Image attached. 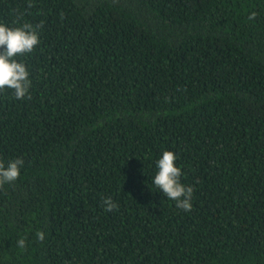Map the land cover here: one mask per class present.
<instances>
[{
	"label": "trees",
	"instance_id": "1",
	"mask_svg": "<svg viewBox=\"0 0 264 264\" xmlns=\"http://www.w3.org/2000/svg\"><path fill=\"white\" fill-rule=\"evenodd\" d=\"M0 22L42 25L31 98L0 92V161H24L0 264H264V0H0ZM165 150L191 211L152 183Z\"/></svg>",
	"mask_w": 264,
	"mask_h": 264
},
{
	"label": "clouds",
	"instance_id": "2",
	"mask_svg": "<svg viewBox=\"0 0 264 264\" xmlns=\"http://www.w3.org/2000/svg\"><path fill=\"white\" fill-rule=\"evenodd\" d=\"M28 7H32L31 3ZM254 16L255 13L250 18ZM40 27H42L41 24L33 26L31 23L9 27L0 22V92L11 89L16 99H24L26 96L31 98L29 71L26 64L18 58L31 53L39 44L37 29ZM176 159L177 156L173 151L165 150L156 161L157 171L152 178V183L166 198L175 201L177 208L191 211L194 189L192 186H186L181 182L182 171L176 166ZM23 164V159L19 157L10 160L7 166L3 161H0V187L18 179ZM104 205L109 212L118 208V204L111 197L104 199ZM37 238L43 241L44 233L38 232ZM18 246L23 248L25 240L20 239Z\"/></svg>",
	"mask_w": 264,
	"mask_h": 264
}]
</instances>
